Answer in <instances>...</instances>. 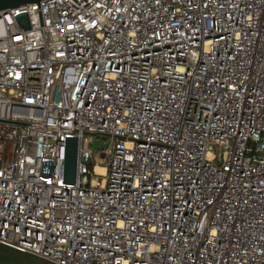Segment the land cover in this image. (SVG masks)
I'll use <instances>...</instances> for the list:
<instances>
[{
  "label": "built area",
  "instance_id": "built-area-1",
  "mask_svg": "<svg viewBox=\"0 0 264 264\" xmlns=\"http://www.w3.org/2000/svg\"><path fill=\"white\" fill-rule=\"evenodd\" d=\"M0 241L59 264H264V0L0 13Z\"/></svg>",
  "mask_w": 264,
  "mask_h": 264
},
{
  "label": "water",
  "instance_id": "water-1",
  "mask_svg": "<svg viewBox=\"0 0 264 264\" xmlns=\"http://www.w3.org/2000/svg\"><path fill=\"white\" fill-rule=\"evenodd\" d=\"M41 0H0V13L8 9L28 3H39ZM78 138L76 136L67 138L66 157L64 164L65 181H74L76 177V162L78 153ZM100 141H95L93 147L97 148ZM0 263L1 264H59L47 257L29 250L0 241Z\"/></svg>",
  "mask_w": 264,
  "mask_h": 264
},
{
  "label": "rangeland",
  "instance_id": "rangeland-1",
  "mask_svg": "<svg viewBox=\"0 0 264 264\" xmlns=\"http://www.w3.org/2000/svg\"><path fill=\"white\" fill-rule=\"evenodd\" d=\"M101 149V148H100ZM96 160H97V162L99 163V164H105V161H104V159L103 158H101V157H99V156H96Z\"/></svg>",
  "mask_w": 264,
  "mask_h": 264
},
{
  "label": "bare ground",
  "instance_id": "bare-ground-1",
  "mask_svg": "<svg viewBox=\"0 0 264 264\" xmlns=\"http://www.w3.org/2000/svg\"><path fill=\"white\" fill-rule=\"evenodd\" d=\"M97 170L98 171H103V169L101 167H98Z\"/></svg>",
  "mask_w": 264,
  "mask_h": 264
}]
</instances>
